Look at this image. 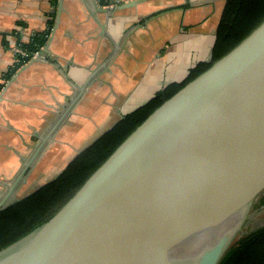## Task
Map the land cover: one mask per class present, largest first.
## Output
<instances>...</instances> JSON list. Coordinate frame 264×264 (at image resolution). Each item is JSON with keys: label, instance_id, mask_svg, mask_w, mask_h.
<instances>
[{"label": "water", "instance_id": "95a60500", "mask_svg": "<svg viewBox=\"0 0 264 264\" xmlns=\"http://www.w3.org/2000/svg\"><path fill=\"white\" fill-rule=\"evenodd\" d=\"M93 3L84 6L99 24L95 12L108 11ZM77 99L2 183L0 211L67 167L20 187ZM263 200L264 20L154 110L50 219L2 248L0 264H220L264 228Z\"/></svg>", "mask_w": 264, "mask_h": 264}, {"label": "crops", "instance_id": "0c3cea01", "mask_svg": "<svg viewBox=\"0 0 264 264\" xmlns=\"http://www.w3.org/2000/svg\"><path fill=\"white\" fill-rule=\"evenodd\" d=\"M86 1L0 0L1 91L7 88L0 101V190L71 100L78 97L23 191L48 181L64 161L158 91L184 82L190 69L209 60L225 4L146 0L121 9L131 0H94L108 11L95 10L97 24ZM43 32L45 45L31 62L23 45Z\"/></svg>", "mask_w": 264, "mask_h": 264}, {"label": "trees", "instance_id": "16d2710c", "mask_svg": "<svg viewBox=\"0 0 264 264\" xmlns=\"http://www.w3.org/2000/svg\"><path fill=\"white\" fill-rule=\"evenodd\" d=\"M263 20L264 0H226L216 29L212 62L196 64L184 82L166 86L144 105L124 115L109 131L75 156L55 181L0 211V250L50 219L154 110L226 55ZM46 35L44 32L35 33L23 48L27 53L40 51L45 45ZM8 77L6 74L4 81ZM3 84H0V91ZM220 264H264V228L242 238Z\"/></svg>", "mask_w": 264, "mask_h": 264}, {"label": "rangeland", "instance_id": "374dc122", "mask_svg": "<svg viewBox=\"0 0 264 264\" xmlns=\"http://www.w3.org/2000/svg\"><path fill=\"white\" fill-rule=\"evenodd\" d=\"M81 151V150H80ZM79 151V152H80ZM77 155V154H76ZM75 155V156H76ZM74 156V157H75ZM74 157H72V158H74ZM69 160H72V159H69ZM69 160L66 162V161H64L63 162V164L61 165V168L59 169V168H57L56 170V172H54L53 174H51L49 177H48V179L50 180L51 178H53L55 175H57L58 173H60L62 170H63V168L68 164V162H69ZM59 169V170H58ZM46 182H47V180H46ZM45 183V182H44Z\"/></svg>", "mask_w": 264, "mask_h": 264}, {"label": "built area", "instance_id": "2783aa9c", "mask_svg": "<svg viewBox=\"0 0 264 264\" xmlns=\"http://www.w3.org/2000/svg\"><path fill=\"white\" fill-rule=\"evenodd\" d=\"M34 35V34H33ZM32 35V36H33ZM24 58H30V59H35L38 57V52H34V53H27V54H24L23 56Z\"/></svg>", "mask_w": 264, "mask_h": 264}]
</instances>
